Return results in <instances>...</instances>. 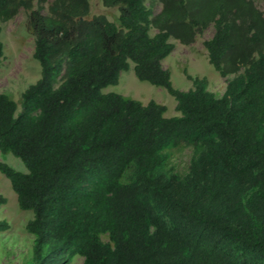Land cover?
I'll use <instances>...</instances> for the list:
<instances>
[{
	"label": "trees",
	"instance_id": "1",
	"mask_svg": "<svg viewBox=\"0 0 264 264\" xmlns=\"http://www.w3.org/2000/svg\"><path fill=\"white\" fill-rule=\"evenodd\" d=\"M88 1L52 0L42 15L45 0H0V22L25 12L39 67L18 111L0 93V154L26 170L0 162L31 213L26 264H264V15L253 0H160L156 15L144 0H101L114 24L85 19ZM209 25L207 62L232 76L223 93L185 72L191 89L172 88L169 40L187 46ZM129 63L178 116L101 93ZM181 145L193 149L183 176L167 168Z\"/></svg>",
	"mask_w": 264,
	"mask_h": 264
},
{
	"label": "rangeland",
	"instance_id": "2",
	"mask_svg": "<svg viewBox=\"0 0 264 264\" xmlns=\"http://www.w3.org/2000/svg\"><path fill=\"white\" fill-rule=\"evenodd\" d=\"M52 0H45L42 15H46L47 7ZM255 7L264 15V0H253ZM145 6L151 9L152 15L160 11V0H144ZM118 15L117 7L106 8L101 0H89L87 16H103L107 21L116 24ZM26 14L19 10L8 21L0 22V42L2 44V59L0 64V93L7 95L16 105L20 94L27 86L39 78L38 64L31 58L33 39L25 29ZM212 25H209L193 43L183 46L170 39L173 45L171 53L161 62V67L169 73L172 88L178 91L191 89V83L185 79L183 72L192 77L205 79L207 91L219 97L226 81L232 76L221 78L208 64L202 42L211 37ZM155 33L150 31V35ZM128 70L119 74L118 82L114 86H107L101 93H115L122 97L138 101L145 105L153 101L164 106V117L178 116L175 112V102L162 88L151 86L136 80L132 72V64ZM193 149L190 146L180 147L168 151L169 159L167 168L180 176L187 172ZM0 162L5 163L15 171L25 173L21 162L10 154L1 155ZM0 195L5 199V204L0 206V221L8 224V230L0 233V264H26L31 259L32 236L24 231L26 222L31 218L29 211H20L16 205L15 195L9 182L0 174ZM102 241L105 239L102 238ZM70 264H82V259L75 257Z\"/></svg>",
	"mask_w": 264,
	"mask_h": 264
}]
</instances>
